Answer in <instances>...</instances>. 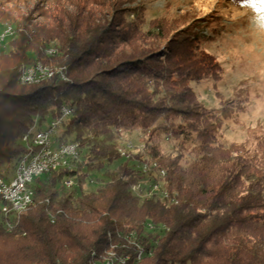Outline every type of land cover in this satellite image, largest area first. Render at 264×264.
Returning a JSON list of instances; mask_svg holds the SVG:
<instances>
[{
    "label": "trees",
    "instance_id": "1",
    "mask_svg": "<svg viewBox=\"0 0 264 264\" xmlns=\"http://www.w3.org/2000/svg\"><path fill=\"white\" fill-rule=\"evenodd\" d=\"M51 1L43 11L51 24L26 17L9 50L0 49V175L15 174L28 151L25 137L64 107L71 113L56 139L78 143L79 156L34 178L33 202L21 215L6 216L0 196V264H92L113 245L129 255L126 264H264V153L225 145L217 115L192 87L216 76L219 63L196 53L187 37L164 48L156 47L160 29L147 33L155 39L133 26L124 32L132 8L123 0ZM38 63L64 67L67 78L24 84V69ZM123 127L149 133L177 203L134 191L144 179L136 161L113 165ZM192 133L199 154L187 167L180 155H161L152 140ZM94 172L102 177L88 188ZM69 179L75 185L67 186ZM149 222L160 232L147 231ZM136 243L153 255L138 259Z\"/></svg>",
    "mask_w": 264,
    "mask_h": 264
},
{
    "label": "rangeland",
    "instance_id": "2",
    "mask_svg": "<svg viewBox=\"0 0 264 264\" xmlns=\"http://www.w3.org/2000/svg\"><path fill=\"white\" fill-rule=\"evenodd\" d=\"M38 3L41 8L34 10ZM52 3L51 0H0V11L11 15L10 19L4 17L6 20L0 15V23L17 26L31 17L32 23L51 24L52 20L43 11L51 8ZM122 5L132 8L124 18L127 24L122 26L124 32L131 33L133 26L147 38V33L152 35L151 30L158 35L160 29L156 47L164 48L173 39L187 37L194 41L196 53L209 54L219 63L220 72L216 76L193 81L192 87L206 107L217 115L218 130L225 145L246 144L252 152L263 154L264 0H123ZM9 48L8 42L6 50ZM139 129H118L117 147L127 149L129 143L132 147L128 148L131 156H121L114 166L129 159L139 166L134 156L142 154L141 145H145V152L152 154L148 148L149 133L142 137ZM195 135H159L152 140L161 155H180V164L187 167L199 154ZM101 175L102 172L92 173L87 187L97 185Z\"/></svg>",
    "mask_w": 264,
    "mask_h": 264
},
{
    "label": "built area",
    "instance_id": "3",
    "mask_svg": "<svg viewBox=\"0 0 264 264\" xmlns=\"http://www.w3.org/2000/svg\"><path fill=\"white\" fill-rule=\"evenodd\" d=\"M3 36L6 35H0V49H2ZM36 75L38 74H32L30 66L26 67L22 75V81H34ZM62 112L60 118L53 119L46 127H35L33 133L25 137L28 142V151L20 158L15 174L9 177L0 175V196L6 201L3 206V213L6 216L14 217L15 207L20 206L23 200L34 196L32 182L35 177L54 171L61 166H70V158L79 156L78 143L59 144L56 139L63 118L69 115L71 109L64 107ZM119 153L122 157L131 156V153H127V151H119ZM31 156H38L37 164H30ZM137 161L142 175L143 168H150V175H143L144 179L141 181V185H145V191L157 193L161 199L171 201L172 197L168 196V191L163 185L162 173L155 168H151L146 163V159L142 157ZM75 183L74 179L65 181V184L69 187L75 185ZM139 250V254L145 253V251H142V245Z\"/></svg>",
    "mask_w": 264,
    "mask_h": 264
},
{
    "label": "bare ground",
    "instance_id": "4",
    "mask_svg": "<svg viewBox=\"0 0 264 264\" xmlns=\"http://www.w3.org/2000/svg\"><path fill=\"white\" fill-rule=\"evenodd\" d=\"M15 32H16L15 26L11 24H5L3 26H0V35H6V36H3L2 49L5 48L8 42L10 41V39L14 37ZM48 52L50 54H54L56 52V49L54 47H51L48 49ZM30 69H31L32 74H38V75L34 77V81H22L24 84L38 83L45 78L54 76L55 74H59L62 78H65V79L67 78L64 67L53 69L51 67H47L41 63H38L37 65L30 66ZM138 134L143 137L146 134V131L141 128L138 130ZM127 147L128 148L132 147V144L129 143V146L127 144ZM140 147L142 150L140 151L142 152L141 157L146 159V163L150 165L151 168H155L156 170H159L162 173L163 185L168 191V196L172 197L171 202L177 203L178 202L177 197L175 195H172L168 187V179H167L168 170L159 163V160L157 157H155L153 154H148L147 152H145L146 151L145 145H141ZM128 148L126 149L123 147H118V150L127 151V153H130L128 152ZM37 163H38V156H31L30 164H37ZM143 175H150V168H143ZM134 191L142 197H153L154 196V197L160 198V195H158L157 193H150L149 191H145V185H141V181L138 182L134 186ZM32 202H33V197L23 200L20 203V206L15 207V216L21 215L31 205ZM147 231H153V232L159 233L160 226L154 225L153 223L149 222L147 225ZM135 245L138 248H141L140 243H136ZM142 251H145V253L138 254V259L140 260L148 255H153L154 253L152 247L147 249L144 245L142 246ZM128 259H129V255L120 254L117 251V247L113 245L112 248L102 258L95 259L92 262V264H98V263L100 264H126Z\"/></svg>",
    "mask_w": 264,
    "mask_h": 264
}]
</instances>
